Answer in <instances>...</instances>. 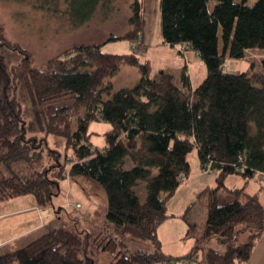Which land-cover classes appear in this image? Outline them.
<instances>
[{
    "label": "trees",
    "instance_id": "obj_1",
    "mask_svg": "<svg viewBox=\"0 0 264 264\" xmlns=\"http://www.w3.org/2000/svg\"><path fill=\"white\" fill-rule=\"evenodd\" d=\"M116 2L70 0L64 11L68 29L88 26L100 8L117 10ZM248 2L161 0L165 42L196 51L206 65V77L194 88L187 65L179 78L166 69L153 76L150 61L136 52L103 50L108 41L137 40L144 0L129 1L125 33L69 47L43 67L33 65L28 49L7 38L0 24V202L32 194L39 206L49 207L60 179L75 174L98 181L108 199L97 234L61 223L0 253V264H95L92 252L111 253L110 264L247 263L264 233V188L260 182L259 193H250L246 184L227 188L225 180L230 174L250 179L264 173V68L229 73L223 66L227 58H247L252 51L264 55V0ZM35 8L54 12L43 2ZM11 51L20 58L8 59ZM260 62L264 66V56ZM123 65L135 66L140 78L114 90ZM97 121L113 126L104 148L90 142V126ZM50 135L66 139L72 155L65 162L50 146ZM193 150L203 171L217 172V181L201 194L208 208L197 241L205 246L175 256L163 250L158 230L173 216L168 202L191 174ZM140 181L145 201L135 189ZM188 225L190 237L197 223ZM129 240L150 241L153 249H131ZM199 248L203 261L196 257Z\"/></svg>",
    "mask_w": 264,
    "mask_h": 264
},
{
    "label": "rangeland",
    "instance_id": "obj_2",
    "mask_svg": "<svg viewBox=\"0 0 264 264\" xmlns=\"http://www.w3.org/2000/svg\"><path fill=\"white\" fill-rule=\"evenodd\" d=\"M236 1L240 2L241 0ZM40 2L52 4L54 6V12L48 11L47 13V10L45 9L42 10L35 8V4L38 5ZM255 2L256 0H249L248 3L253 4ZM69 3L70 0H0V24L3 27L6 37L28 49L32 56L33 65L39 67H43L47 60L69 47L83 43H102L110 36L123 34L128 29L127 16L129 9L128 6H126L127 0H117L116 6H118V9L112 11L110 10L111 12L106 10L104 11V9L100 8L90 20V24L87 27L83 26L82 28H78L76 30H69V24L65 20L66 16L64 11L68 8ZM213 4L214 2H211V5ZM130 43V41L125 39L108 41L103 45V50L112 53H127L129 52L128 45H131ZM170 48L171 47L167 46L159 50H150L149 56L151 57L152 55V66L154 68H152L153 75L158 70V67H176V57ZM177 49L187 61L188 56L187 52H185L187 49L184 46ZM258 53L259 51H252L247 55V58H230L229 61L226 60V70H229V66H231L232 69H234L233 71H236V73L252 71L253 69H263L264 66H262L260 59L264 55ZM7 58L15 60L20 58V55L18 52L11 51L7 53ZM250 59L255 60L253 63L254 68L252 67ZM192 62L193 63H191L190 68L192 72L193 85H196V83H200L201 79H204V75L206 77L207 69L204 61L200 57H195L192 59ZM122 70V73L115 79L114 90L132 86L137 81L138 71L136 68L124 66ZM128 71H130V74H128ZM253 128L254 127L252 125L251 129ZM112 130L113 126L108 122H93L90 126V132L94 133L92 134L90 142L100 148L106 147L109 144L106 134ZM49 144L52 148H56L61 152V160L63 162H65V156L67 154L71 157L72 152L67 150L66 139L64 137L50 135ZM197 158V150H193L190 154L193 166L197 163ZM52 163L53 160L47 157L45 164L50 165ZM68 165L69 164H67V168ZM126 165L127 167L133 166V162L130 158H127ZM50 168H52V165H50ZM192 169H194V167H192ZM192 174L193 173L190 174L191 176L189 177V182H194V184L193 187L189 188H197L196 185L199 183L198 179H200V177L198 179H193ZM237 177L241 178L240 175H237ZM186 179L188 180V177ZM236 179L237 178H230L225 181L227 183L225 185L233 187L236 185L234 184ZM208 180L211 181V177H207L206 181ZM186 181H183L177 195L172 199L170 209L178 211L183 203L191 204V216L197 225L194 229V235L187 238V241L185 242L187 245H185V248H182L183 252H179V249L173 250L175 253H180L179 255L196 251V246H205L204 242L197 241V239L200 238L206 224L207 206L204 204V198L194 194V190L188 191V189H183L187 188ZM60 182V190L58 194L54 196L53 200V203L57 205L56 209L58 210V206L61 209L60 216L58 218L63 220L62 223H64L66 227H72L73 229H79L83 232L97 234L103 227L108 211V199L104 187L95 179L82 174L71 175L64 180L60 179ZM135 189L140 198L145 201L147 196L145 183L140 181L139 185ZM261 194L262 197H264V191H262ZM34 198L35 197L32 194H26L1 201L0 210L20 208L21 206L29 203L31 200H34ZM75 199H80L85 204L83 210L81 209V202H76ZM53 203L51 202L49 206L53 205ZM78 204H80V206ZM54 212L55 210L53 209L52 213ZM47 229H49V227L45 229L43 228L40 234ZM35 236L37 235L25 236L18 241L12 242L1 248L0 253L15 249L22 245L26 239H30ZM129 241V247L131 249L152 248L150 241ZM209 246L216 247L217 244L211 242ZM217 247L220 248V246ZM222 248L223 247H221V249ZM91 254L96 261L95 264H110L115 258L114 255L108 252H92ZM196 257L201 261L204 260L205 254L203 248H199ZM194 263L199 264L196 261H194ZM201 264H206V262L203 261Z\"/></svg>",
    "mask_w": 264,
    "mask_h": 264
},
{
    "label": "crops",
    "instance_id": "obj_3",
    "mask_svg": "<svg viewBox=\"0 0 264 264\" xmlns=\"http://www.w3.org/2000/svg\"><path fill=\"white\" fill-rule=\"evenodd\" d=\"M130 1V0H129ZM160 3L161 0H144V11H143V23H142V30L138 34V38L136 41H130L131 45H128L129 52L132 53L136 52L142 59L150 61L151 65L153 64L152 61V55L149 56L150 50H159L161 48H165L167 46L171 47V51H173L176 57V67H158V70L156 73L161 69L170 70L174 73L176 78H179L180 73L184 65H187L188 72L191 77L192 86L193 88L196 87L198 84H200L204 79L200 80V83H196V85H193V79H192V72L190 65L192 62V59L195 57L199 58V55L196 51L192 49H188L187 56L188 60L186 61L185 58L182 56V54L179 52L177 48L181 47L182 45H170L165 42L163 33H162V24H161V9H160ZM128 6V16L130 15V8H129V2L127 0ZM87 27V26H86ZM129 41V40H128ZM156 52V51H155ZM154 52V53H155ZM254 53V52H253ZM258 54H261L260 52ZM229 61L230 58H227ZM253 62V59H250ZM255 61V60H254ZM229 63V62H228ZM230 65V64H229ZM124 66L128 67H134L131 65H123L121 67V71L117 76H119L122 73V69ZM153 68V66H152ZM236 68V67H234ZM137 69V68H136ZM154 69V68H153ZM231 66H229V70H226L229 73H236V71H233ZM133 71V70H130ZM130 71H128V74H130ZM138 71V69H137ZM154 71V70H153ZM135 73V72H134ZM154 73V72H153ZM155 73V74H156ZM154 74V75H155ZM153 75V76H154ZM116 76V77H117ZM115 77V79H116ZM140 78V73L138 71V77L137 81ZM205 78V75H204ZM136 81V82H137ZM135 82V83H136ZM114 86H115V80H114ZM191 160V159H190ZM197 163H192V169L191 173H193V179H198L200 177L199 183L196 185L197 188H189L193 187L194 182H189L190 176L188 177V180L185 178L183 181H186L188 191H193L194 194L197 196L204 198V204L208 208V197L202 195L203 191H205L208 187L214 186L216 184V178H217V172L213 170H207L203 171L200 167L199 160L197 158ZM235 175V176H234ZM238 174H230L226 177V180H229L230 178H237L236 181H234L236 185L233 187L226 186L227 188H240L245 186L250 193H259V190L261 188V172H258L253 178L246 179L243 176L237 177ZM207 177H211V181L207 180ZM215 182V183H214ZM183 183V182H182ZM181 183V185H182ZM225 184H227L225 182ZM195 187V186H194ZM180 188V187H179ZM180 189H178L179 191ZM177 191V193H178ZM175 194V196L177 195ZM262 193V192H261ZM261 199L264 202V197ZM174 196V197H175ZM172 197L168 202V212L169 214L173 215L171 218H169L165 223H163L159 230L158 235L160 240L162 241V245L164 247V251L168 254L175 255V256H181L180 253H175V249H179V252H183L182 248H185V242L187 241V232L189 228V221L195 222L193 220V217L191 216V209L188 211L185 216L183 217V214L186 212L187 208L191 206L189 203H183L180 206V209L178 211L171 210V202ZM76 202H81L82 210L85 207V204L80 199H75ZM74 201V199H73ZM56 204L49 207H41L37 204L36 199L31 200L29 203L25 204L24 206H21L20 208L15 209H8V210H0V249L7 246L8 244L18 241L19 239L24 238L25 236H33L40 234L41 230L44 228H51L55 227L56 225H59L63 222L62 219H59L60 211L61 209L58 206V210L56 209ZM62 207V206H61ZM55 210L54 213H52V210ZM73 210V209H72ZM20 227V228H19ZM192 245V244H191ZM175 247V248H171ZM163 264V263H159ZM174 264H195L194 261H181L176 262ZM246 264H264V233L258 238L250 259L247 261Z\"/></svg>",
    "mask_w": 264,
    "mask_h": 264
},
{
    "label": "built area",
    "instance_id": "obj_4",
    "mask_svg": "<svg viewBox=\"0 0 264 264\" xmlns=\"http://www.w3.org/2000/svg\"><path fill=\"white\" fill-rule=\"evenodd\" d=\"M226 64V63H225ZM225 64H224V66H223V68H224V71H226V67H225ZM261 175H262V178H261V182H262V188H264V173H261ZM79 206H80V204H78ZM77 206V205H76Z\"/></svg>",
    "mask_w": 264,
    "mask_h": 264
}]
</instances>
